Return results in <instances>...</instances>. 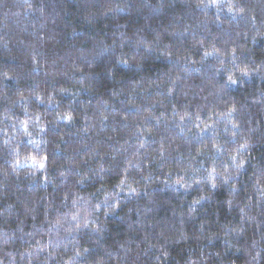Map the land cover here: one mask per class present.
<instances>
[{"label":"trees","instance_id":"trees-1","mask_svg":"<svg viewBox=\"0 0 264 264\" xmlns=\"http://www.w3.org/2000/svg\"><path fill=\"white\" fill-rule=\"evenodd\" d=\"M0 264H264V0H0Z\"/></svg>","mask_w":264,"mask_h":264}]
</instances>
